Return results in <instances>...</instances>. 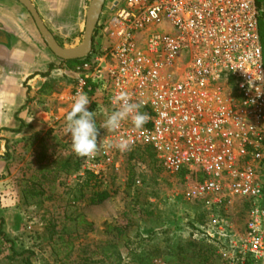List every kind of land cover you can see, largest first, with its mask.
<instances>
[{"label": "built area", "instance_id": "2783aa9c", "mask_svg": "<svg viewBox=\"0 0 264 264\" xmlns=\"http://www.w3.org/2000/svg\"><path fill=\"white\" fill-rule=\"evenodd\" d=\"M105 6V5H104ZM256 0H113L102 10L90 56L53 77L71 75L63 100L85 93L100 142L80 169L100 184L121 175L126 157L148 146L169 174H184L183 198L212 212L205 240L226 264H264V50ZM124 91L151 119L108 132L100 125ZM68 111V112H69ZM52 129L64 131L66 115ZM130 139L131 149L104 141ZM66 144L71 147V134ZM72 148V147H71ZM249 205L243 232L221 212Z\"/></svg>", "mask_w": 264, "mask_h": 264}, {"label": "rangeland", "instance_id": "374dc122", "mask_svg": "<svg viewBox=\"0 0 264 264\" xmlns=\"http://www.w3.org/2000/svg\"><path fill=\"white\" fill-rule=\"evenodd\" d=\"M111 1L107 0L105 11ZM90 2L86 0V12ZM262 45L264 50L263 38ZM76 64L65 62V67ZM47 133L29 132L19 148H14L12 139L0 137L4 143V147L0 145V163L4 162L0 168V218L7 238L13 240L0 248V264H20L11 260L12 244L19 252L33 250V264H167L176 261L181 251L188 256L186 264H223L219 248L202 242V236L193 230L200 226V214L205 223L212 212L205 204L186 202L184 179L166 172L158 160L147 156L146 161L140 159L142 150H134L126 157L121 175L109 177L97 186L92 183L87 188L82 178L68 179L73 174H61L55 182L37 185L39 196L30 198L24 181L40 178L41 166L49 162L52 165L72 153L65 131ZM13 171L19 177L13 178ZM103 190L110 197L91 204L93 194ZM13 207L18 211L15 225ZM248 211L246 203L237 202L221 214L241 233ZM109 225L121 228L122 235L108 233ZM140 240H145L137 251L140 258H145L142 261L133 254L137 244H132ZM190 242L192 247L188 246ZM207 248L215 250V255L205 262ZM201 250L204 255H192Z\"/></svg>", "mask_w": 264, "mask_h": 264}, {"label": "crops", "instance_id": "0c3cea01", "mask_svg": "<svg viewBox=\"0 0 264 264\" xmlns=\"http://www.w3.org/2000/svg\"><path fill=\"white\" fill-rule=\"evenodd\" d=\"M31 1L59 45L79 46L86 0ZM58 59L26 8L17 0H0V137L12 139L14 148L23 145L29 132H54L53 119L70 109L63 98L70 92L71 75L52 76L56 68H66ZM15 175L13 171V178L19 177ZM17 212L13 207V223Z\"/></svg>", "mask_w": 264, "mask_h": 264}, {"label": "clouds", "instance_id": "9594fccd", "mask_svg": "<svg viewBox=\"0 0 264 264\" xmlns=\"http://www.w3.org/2000/svg\"><path fill=\"white\" fill-rule=\"evenodd\" d=\"M113 102L119 108L107 115L105 121L100 125L108 132H115L120 129L123 121L131 119L136 129H141L151 119L146 112H141L142 103L132 102L129 93L121 91L114 96ZM90 100L88 96L79 92L76 94L71 106V110L66 115L65 134H71V147L76 156L80 158L94 157L99 151L100 142L95 113L88 110ZM132 141L120 137L115 143L104 141L103 147L107 149L116 148L121 152L131 149Z\"/></svg>", "mask_w": 264, "mask_h": 264}, {"label": "trees", "instance_id": "16d2710c", "mask_svg": "<svg viewBox=\"0 0 264 264\" xmlns=\"http://www.w3.org/2000/svg\"><path fill=\"white\" fill-rule=\"evenodd\" d=\"M257 2V6L261 11V21L262 22V26H261V30H262V38L264 40V0H256ZM261 24V23H260ZM62 61V60H61ZM82 60H78L75 62H80ZM63 62V61H62ZM50 133V132H49ZM47 133V134H49ZM139 151L142 150L141 154H140V159H142L143 161H146L145 157H149L150 159L157 161L156 156L154 151L152 150L151 147L145 146L142 148L138 149ZM43 155H39V157L42 158ZM41 161H38V164H40ZM80 169V164L79 162L73 158L72 156H66L65 158H61V159H57L55 162H52V165L47 164L46 166H41V168L39 169V173H40V178L38 177H32L30 178V180H25V193L30 196V198L33 197H37L40 194L39 188L38 186H43L45 183H52L55 182L59 179V176L61 174H66V175H71L74 174L76 172H78ZM49 175V177H48ZM181 177L184 179V174L181 175ZM92 183H94V186H97V182L95 181L94 177L87 174L84 178H83V186L89 188ZM110 197V194L107 190H103V191H96L93 194V198L91 199V204L95 205V204H99L104 202L105 200H107ZM247 207L249 208V205L247 204ZM204 216L203 215H199L198 216V222L200 226H196V228H193V230H196L197 233L199 235L202 236V242H206L204 236H203V231H202V225L204 224L203 219ZM86 225L90 226L89 223L84 222ZM112 231H116L119 235H122V230L121 228H113L111 225L108 226L107 232L111 233ZM13 240L7 238L5 231H4V220H2V218H0V248L3 247L5 245V243L12 242ZM145 240H140L139 242H132L133 245L137 244L138 248H136L135 252L133 254H135L137 256L136 259L139 260H143L145 258H140L139 256V252H137L142 244V242H144ZM193 243L190 242L188 244L189 247H192ZM202 248H204V244H202ZM180 249V248H179ZM203 250V249H202ZM199 251V252H193L192 255H204L203 251ZM11 251H12V255H11V260H15V261H19L20 264H33L32 259L35 256V252L33 250H23L21 252H19L18 248L16 247V245L12 244L11 246ZM207 251L209 253V255H204L203 260L205 262H207L208 260H210L211 257H214V253L215 250H211L210 248H207ZM154 255L153 253H150ZM188 256H186L184 254V251H181V253L178 255L177 260H171L169 261L167 264H186V258ZM223 264H226L223 262Z\"/></svg>", "mask_w": 264, "mask_h": 264}, {"label": "water", "instance_id": "95a60500", "mask_svg": "<svg viewBox=\"0 0 264 264\" xmlns=\"http://www.w3.org/2000/svg\"><path fill=\"white\" fill-rule=\"evenodd\" d=\"M17 1L21 3L30 13L45 43L57 58L65 62H69L84 60L90 56L94 45L95 31L106 0H91L86 14L83 41L75 48H64L57 43L55 38L45 26L37 8L31 0Z\"/></svg>", "mask_w": 264, "mask_h": 264}]
</instances>
